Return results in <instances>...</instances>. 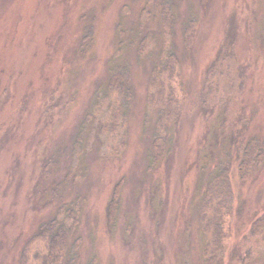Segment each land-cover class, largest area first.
<instances>
[{
	"label": "rangeland",
	"instance_id": "obj_1",
	"mask_svg": "<svg viewBox=\"0 0 264 264\" xmlns=\"http://www.w3.org/2000/svg\"><path fill=\"white\" fill-rule=\"evenodd\" d=\"M168 1L171 35L165 0H0V264H21L66 203L81 210L76 264H204L200 206L223 165L236 194L225 264H264V239L247 238L264 213V164L246 183L238 173L242 146H264V0ZM171 44L178 114L155 162L168 110L152 79ZM115 65L130 69V99ZM117 105L126 122L114 128Z\"/></svg>",
	"mask_w": 264,
	"mask_h": 264
},
{
	"label": "trees",
	"instance_id": "obj_2",
	"mask_svg": "<svg viewBox=\"0 0 264 264\" xmlns=\"http://www.w3.org/2000/svg\"><path fill=\"white\" fill-rule=\"evenodd\" d=\"M146 4L143 10L149 9ZM161 6L162 19L167 27L169 35L173 34L176 21L174 4L165 0L164 3H156ZM194 20L189 21L185 29L187 43L193 38ZM88 37H90L88 35ZM179 60L174 46L171 44L164 49L157 75L152 79V85L158 88L154 99L159 98L160 103L168 110V115L162 119L161 130L157 131L154 145L156 147L155 162L160 161L167 149L166 125L173 123L177 117V101L175 86L180 73L178 69ZM212 68V67H211ZM111 83L121 91L127 99L132 97L130 86V69L126 66L115 65L111 68ZM171 108V110H170ZM114 128L119 122L125 124L126 117L121 106H115ZM264 164V146L257 137L248 140L241 148V159L238 165V173L243 183H246L256 167ZM124 186V179H121L114 188V193L108 206L109 229L117 226L121 208V194ZM236 194L233 187L232 173L230 167L223 165L209 181L200 206V218L202 227L207 236L208 242L204 245V264H225L226 240L230 235L231 217L234 215V203ZM81 223V210L74 203H66L57 209L55 215L41 223L38 230L31 238L30 247L23 252L21 264H76L82 246V238L78 235ZM264 239V213L258 216L252 223L250 234L247 238ZM38 246H32L38 241ZM32 251L34 254L32 255ZM89 264H96V257H93Z\"/></svg>",
	"mask_w": 264,
	"mask_h": 264
}]
</instances>
